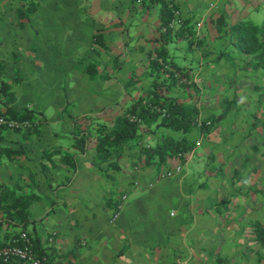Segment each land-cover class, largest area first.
<instances>
[{
    "label": "crops",
    "instance_id": "obj_1",
    "mask_svg": "<svg viewBox=\"0 0 264 264\" xmlns=\"http://www.w3.org/2000/svg\"><path fill=\"white\" fill-rule=\"evenodd\" d=\"M169 4L180 12L170 30L165 23ZM260 7L264 0H0V112L27 113L34 121L22 130L0 129V242L24 225L44 264H224V256H218L227 248L220 251V241L215 240L237 236L240 222L243 231L248 225L254 239L256 220L246 213L257 211L261 202L253 206L251 198L258 192L253 183L233 187L232 179L230 188L227 181L208 180L205 194L202 175L205 180L215 177L209 170L188 183L181 182L187 171L176 181L161 182L158 172L176 158L160 166L143 164L140 148L170 132L166 127L139 124L138 138L123 147L116 166L97 160L91 136L85 137L82 150L77 141L96 122L142 102L152 83L160 85L157 91L163 97L195 105L198 117L211 116L209 127L217 109L201 116L197 101L203 91L199 94L197 87L213 85L220 68L235 66L224 47L228 36L220 37L217 19L226 28L242 17L239 11ZM170 72L189 86L166 91ZM228 77V83L236 81L232 73ZM71 100L77 104H67ZM198 126L192 128L196 137L192 130L187 133L195 145L185 165L195 146L205 143ZM208 127L207 145L200 154L206 160L219 138L211 129L215 125ZM253 160L248 162L250 170ZM225 163L233 164L228 157ZM128 190L133 197L122 204L115 221L108 222L120 195ZM173 190L178 200L172 207H154L163 195L170 204ZM29 192L34 193L30 199ZM16 195L26 196L24 207L7 206ZM210 195L216 197L212 203L225 205L211 207ZM139 196H144L141 202ZM206 196L207 205L201 202ZM5 211L25 212L26 217L10 220ZM150 221L156 225L150 227ZM0 264L29 263L11 259Z\"/></svg>",
    "mask_w": 264,
    "mask_h": 264
},
{
    "label": "rangeland",
    "instance_id": "obj_2",
    "mask_svg": "<svg viewBox=\"0 0 264 264\" xmlns=\"http://www.w3.org/2000/svg\"><path fill=\"white\" fill-rule=\"evenodd\" d=\"M239 13L240 15H242V17L251 19L256 23H259L262 17L264 18V7H260L258 11L254 12H252V10L250 9H245L243 11H239ZM223 39L225 38H222V41L224 42ZM230 42L231 41L229 38L224 47L225 49H227V56H230L229 59H231L232 63L234 62L233 64H235V66H230V68L224 66L223 68H220L219 71L222 72L218 73V79H214V81L216 82L213 85L203 83L199 84V87H197V91L199 94L202 93L199 91L200 89L203 91V97L198 100L199 102L197 101V103L200 105L199 109H201V116L211 109H217V111L214 112V117L212 116L213 121L211 123L213 124L210 123V126L215 125V129L211 128L215 130L214 136H219V138L217 139V145L211 148V151H208L209 153H212L213 156L209 154L207 156V158H209L208 160H206V158L204 157L200 158L202 148L207 145L208 141L206 139L208 132L206 133L205 130H203L202 134L205 139V143L202 140L201 145L195 146V152L190 157V160L187 161L186 165L182 160H173L170 164L174 165L176 163L175 165L179 166V171H176L177 173L174 172L175 174L172 173L173 175L171 174L161 177V182L169 179L172 182L174 180L176 181L177 177L182 175L183 172L187 171V175L182 178L183 180L181 182L184 183L185 181L186 183H188L193 177L196 178L205 170H209L210 172L215 173V177L208 175L211 178L205 180L202 175L201 179H203V183H206L201 188L205 192V194L207 189L209 188L208 180H210V182L212 183H214L215 181L219 183L220 181V184H222V182L226 183L227 181L226 184L229 183L230 188L232 187L230 183L232 182V179L233 182H235L233 187L240 188L242 187L240 184H243L245 186V184L251 185L253 183V189L258 190V192H256L251 198L254 201L253 206L257 205L258 202L261 203H259L260 207H258L257 211L247 212L246 215L252 217L253 220L261 221L264 223V204L262 203L264 202V124L262 123V121L260 122V119H264V77L259 71L261 69L259 68L257 70H254L250 63L248 64L243 54L238 52V50ZM228 48H230L231 50H228ZM231 73L236 77V81L234 80L228 83V75H230ZM208 95L210 97H208ZM257 96H259V100L256 99ZM67 104L75 105L77 104V102H75L74 104V100H71ZM54 125L59 126V123H55ZM192 131L193 133H191V136L196 137L198 135L195 132L196 130ZM198 138L201 139L200 136ZM227 157L233 163L229 167H227L225 163V159ZM203 159H205L207 163L204 164L205 160L203 161ZM251 159H254V163L251 162L253 166L250 170V163L248 164V162L251 161ZM244 160L246 162L240 164V161ZM167 167H169V165ZM246 168H248V171L244 172L246 171ZM230 171H232V176L234 178H232V176L230 175ZM210 172L208 174H210ZM241 173L244 174H242L243 177H241L240 179ZM227 176L230 177L231 181L229 179L227 180ZM246 176H250V178H247ZM238 177L239 179H237ZM252 177L255 178L253 179ZM168 185L169 182H166L164 188ZM216 185L219 186V184ZM170 193V204L164 202L165 197L163 195V198L161 200L160 198L159 201L156 200V206L154 207H172L173 205H171V202H177L178 194L176 190H173V192L171 191ZM117 194L119 195L118 192H114V196ZM133 195L134 194H132L131 190H128L126 192V196L121 199L119 212L123 207L122 204L125 201H129V199L133 197ZM199 196L200 192L198 193L197 197ZM207 196L206 199L199 198L201 199V202H204L206 200V205L209 203V198ZM211 196L212 195L209 196L210 198H212L210 200L211 207H220V205H225V203H212V201H214V198L216 197ZM143 197L144 196H139L137 200L141 202ZM133 199L134 198L130 200L131 203L132 201H134ZM179 199L181 201H184V196L180 195ZM144 204L146 205V207H151V204ZM150 222V227L156 225L155 221ZM244 226V223H239L237 230L234 231L235 233H237V236L232 234L231 237L227 236L223 238V240H215V242L220 241V251H223V246L227 248V252L225 254H220L219 256L217 255L218 257L224 256V264H264V258L257 257L258 252L261 251L260 246L254 241V239H252L251 231L248 228V225H246L244 231L242 230ZM226 231L228 232L229 230L226 229ZM230 231H232V226L230 228ZM243 238H245L246 240H243ZM238 239L243 240V243H237ZM215 242L211 243L208 246H215Z\"/></svg>",
    "mask_w": 264,
    "mask_h": 264
},
{
    "label": "trees",
    "instance_id": "obj_3",
    "mask_svg": "<svg viewBox=\"0 0 264 264\" xmlns=\"http://www.w3.org/2000/svg\"><path fill=\"white\" fill-rule=\"evenodd\" d=\"M170 7H172L171 4L166 6V19L170 17ZM219 20L217 19L219 26L221 24L220 37L228 36V40L230 38L231 41L230 43L233 44L238 52L243 54L248 64L250 63L254 70L260 68L261 70L259 71L264 77V18L259 23H256L251 19L241 17L229 24L226 28L223 26L224 21ZM166 28L168 30L172 29L170 27L168 28L167 25ZM180 77L182 76L174 75L173 72H170L169 77H167L169 84H166V91L169 87L177 86L184 88L189 85L185 80L180 79ZM159 87L160 85L158 83H152L149 91L144 94V100L142 102L139 100L137 105L128 108L129 112L127 110L122 114L110 117L108 120L96 122L92 131L87 130L85 135H80L81 137L77 141L78 149L82 150L85 137L91 136L97 160L99 162L107 161L108 166H116V158L121 155L123 147L133 143L138 138L139 124L143 122L146 124L156 122V125L164 126L170 132L163 134L153 145H142L140 150L144 159L143 164L160 166L169 158H176L179 161H183L190 152V149L195 145L194 140L189 138L187 133L196 127V124L199 125V129L206 130L211 116L198 117V108L195 105L183 101L179 102L170 95L163 97V94L157 91ZM126 113H134L140 118V121L138 123L129 121ZM12 116L30 117L27 113ZM261 121L264 124V119H260ZM73 165V162L70 161L72 168ZM32 194L34 195L33 192H29V199ZM25 197L24 195H16L11 202H7V206L14 207L17 203H23L22 205L24 207ZM3 201L4 199H2V195L0 194V208L4 206ZM4 216L10 220H14L17 217L21 221L25 219L26 213L23 212L21 214L5 211ZM21 229H25L24 225ZM252 230L254 241L261 248L257 257L264 258V224L259 221H254ZM13 236L7 241L0 242V244L9 242ZM222 262L220 264H223Z\"/></svg>",
    "mask_w": 264,
    "mask_h": 264
},
{
    "label": "built area",
    "instance_id": "obj_4",
    "mask_svg": "<svg viewBox=\"0 0 264 264\" xmlns=\"http://www.w3.org/2000/svg\"><path fill=\"white\" fill-rule=\"evenodd\" d=\"M211 5V3H210ZM180 12L176 7H170V17L166 22L167 27H173L176 25L179 19ZM126 117L129 121L138 123L140 118L134 113H126ZM34 121L27 117H16L9 114L0 112V129H24L33 124ZM198 141V140H196ZM179 170V166H170L162 168L157 177H163L171 175L172 173ZM125 194L120 195L119 200L123 199ZM121 202H117L108 216V222L115 221L119 213ZM11 259L25 261L29 264H44L45 257L41 254L36 253L32 244L31 237L24 230L18 231L12 239L4 244H0V263H6Z\"/></svg>",
    "mask_w": 264,
    "mask_h": 264
}]
</instances>
